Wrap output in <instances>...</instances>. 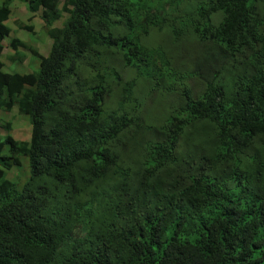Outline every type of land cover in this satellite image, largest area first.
<instances>
[{
  "label": "trees",
  "instance_id": "trees-1",
  "mask_svg": "<svg viewBox=\"0 0 264 264\" xmlns=\"http://www.w3.org/2000/svg\"><path fill=\"white\" fill-rule=\"evenodd\" d=\"M23 1L64 19L0 60V264H264V0Z\"/></svg>",
  "mask_w": 264,
  "mask_h": 264
},
{
  "label": "rangeland",
  "instance_id": "rangeland-1",
  "mask_svg": "<svg viewBox=\"0 0 264 264\" xmlns=\"http://www.w3.org/2000/svg\"><path fill=\"white\" fill-rule=\"evenodd\" d=\"M1 2V0H0ZM11 14L6 21V25L10 28L11 32L8 37L3 39L4 44L0 51V60L3 62L2 70L6 72L26 73L35 70L38 66L39 60L29 50L28 54L20 60H10L8 55L11 51L8 47V42L11 37H17L22 40L26 45L32 46L41 55L48 54L52 38L51 32L54 28L59 26L64 19V15L55 21L51 26H47L39 17V14H31L23 0H14L10 4ZM19 24L32 25V28H19ZM20 49V48H19ZM25 50V49H23ZM0 120L10 121L12 124L11 135L21 141H28L30 137V123L26 115L20 114L16 106H13L9 111L0 110ZM48 122V121H47ZM48 124V123H46ZM5 131L1 130L2 137ZM7 152V146L4 148V153ZM29 177V169L26 158H21V165L5 171V178L13 180L18 188H21L24 182Z\"/></svg>",
  "mask_w": 264,
  "mask_h": 264
},
{
  "label": "clouds",
  "instance_id": "clouds-1",
  "mask_svg": "<svg viewBox=\"0 0 264 264\" xmlns=\"http://www.w3.org/2000/svg\"><path fill=\"white\" fill-rule=\"evenodd\" d=\"M60 26V25H59ZM59 26H57V27H59ZM5 39V38H4Z\"/></svg>",
  "mask_w": 264,
  "mask_h": 264
}]
</instances>
